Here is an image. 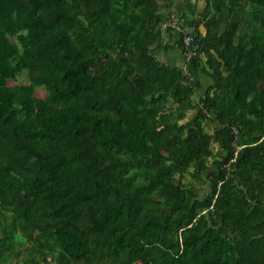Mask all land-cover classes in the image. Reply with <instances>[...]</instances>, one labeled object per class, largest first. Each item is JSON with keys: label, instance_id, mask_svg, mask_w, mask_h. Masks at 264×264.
Instances as JSON below:
<instances>
[{"label": "trees", "instance_id": "16d2710c", "mask_svg": "<svg viewBox=\"0 0 264 264\" xmlns=\"http://www.w3.org/2000/svg\"><path fill=\"white\" fill-rule=\"evenodd\" d=\"M174 1L0 0V264H264V0Z\"/></svg>", "mask_w": 264, "mask_h": 264}, {"label": "crops", "instance_id": "0c3cea01", "mask_svg": "<svg viewBox=\"0 0 264 264\" xmlns=\"http://www.w3.org/2000/svg\"><path fill=\"white\" fill-rule=\"evenodd\" d=\"M204 1L205 0H175L172 7H168L167 5L161 3V8L163 10L161 16L164 20L163 24L161 25L162 29L171 27L174 30V38L169 42V44H173L175 41H177L181 34L192 33V28H180L177 25V19L182 14L193 16L195 18L198 17L204 9ZM227 12V8L222 6L219 0H211V15L218 18V21L223 28L227 21ZM166 39V36H164V42ZM154 53L161 63L171 66H182L184 63L183 54L176 46L172 47L167 52L161 49H156ZM188 68L193 76L196 90L198 92L205 93V91L212 85V80L206 77L201 71L192 67V65L189 64ZM185 113V120H188L190 117H192L194 112L192 110L185 109Z\"/></svg>", "mask_w": 264, "mask_h": 264}, {"label": "rangeland", "instance_id": "374dc122", "mask_svg": "<svg viewBox=\"0 0 264 264\" xmlns=\"http://www.w3.org/2000/svg\"><path fill=\"white\" fill-rule=\"evenodd\" d=\"M21 82H25L27 83V80L25 78V76L21 77L16 83L20 84ZM10 84H14V82H10ZM35 95L37 96H43V90L42 89H36L35 90ZM174 182H177L176 179H173ZM198 195L201 196V197H205L206 194H207V191L205 189H200L197 191ZM5 262H8V263H12L14 262V259L11 255H8L6 258H5Z\"/></svg>", "mask_w": 264, "mask_h": 264}, {"label": "built area", "instance_id": "2783aa9c", "mask_svg": "<svg viewBox=\"0 0 264 264\" xmlns=\"http://www.w3.org/2000/svg\"><path fill=\"white\" fill-rule=\"evenodd\" d=\"M182 42H183L184 48L186 49L185 59H186V61H189L195 55L194 51L192 49H190V46L192 44V39L189 35H184ZM235 131L236 130L233 129L234 133H236Z\"/></svg>", "mask_w": 264, "mask_h": 264}]
</instances>
